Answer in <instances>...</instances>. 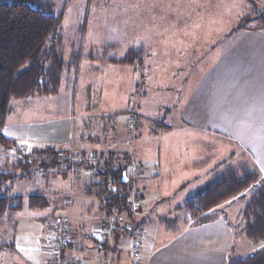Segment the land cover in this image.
<instances>
[{
	"label": "rangeland",
	"instance_id": "1",
	"mask_svg": "<svg viewBox=\"0 0 264 264\" xmlns=\"http://www.w3.org/2000/svg\"><path fill=\"white\" fill-rule=\"evenodd\" d=\"M50 1L54 3L57 14L63 13L60 32L64 37L65 65L67 66L71 61L72 54L78 53L81 56L79 63L81 68L78 67L77 71L73 70L65 74V83H62L60 95L56 98L12 101L7 118L8 125H16L20 132H23L26 127L35 132L41 130L43 126H50L48 134L50 139L70 140V144L73 142L74 125L75 141L69 146L72 157L62 155L61 158L71 164H92L90 168L85 165L82 167L93 176V184L101 181V177L96 176L94 169L96 163L104 164L112 160L113 164L119 165L128 161L131 163V177L135 181L132 192L134 201L143 199L141 188H136V181L144 176L145 171L142 169L147 160L160 172L159 179L155 180L154 185L151 184L149 190L150 203L162 197V194L173 192L186 182L194 181L187 190L173 195L174 199L169 200L165 206L166 209L182 206L189 196L208 185L204 179H196L205 176L199 175L202 169L186 167L202 158L208 151L204 146L205 139H212L215 147L221 146L222 151L219 156L222 163H234L235 167L245 165L252 170L256 168L255 164H248L247 160L242 159L243 152L236 147V144L234 146L232 141L225 143L219 136H208L193 129L179 128L167 131L171 129L166 127L174 128L173 123L180 109L178 107L175 111L172 108L175 104L185 102L191 97L192 89L203 76L199 66L202 65L204 68L213 66L214 59L221 52L218 46L221 41L232 35L231 31L242 18L263 14L264 0H255L256 5L247 0ZM249 26L260 27L262 21H253ZM130 49L144 51L143 64L131 68H119L123 69L121 71H102L101 74L99 71L93 75L94 71L92 72L89 68L91 64L87 60L90 53L105 62L102 60L104 55V57L122 58ZM206 59L207 62L204 63ZM88 68L89 71H86ZM80 76L83 78L80 83L84 80L91 81L90 94L92 95L97 90L96 85L101 82L104 90L108 92L106 98L102 100L93 97L88 104L80 106L77 103L73 104L72 81ZM70 81L71 84L68 86ZM108 114L111 115L107 116ZM131 115L136 118L137 127L129 135L128 122ZM52 124L60 125L58 131L50 130L53 129ZM140 126L142 138L140 142H136ZM5 134L9 137L6 131ZM18 146L21 148V153L16 150H5L0 146V169L15 172L14 167L16 163L24 161V154L30 156L33 151L46 147L34 149L30 146L28 148L24 143H18ZM55 146L59 148L65 145L56 144ZM233 152L232 155L236 157L232 160ZM143 153H148L149 158L139 159V155ZM31 170L30 175L34 176L35 170L29 171ZM30 175L23 182H21L22 179L16 180L13 187H18L23 193L32 192L35 185L29 178ZM193 177L196 178L191 180ZM52 178H58L60 181L61 186L60 183L54 182L52 187L60 186L61 195L71 190L69 175L55 174L51 177V174L46 173L42 179L51 186ZM261 178H264L262 173ZM155 192L158 195H155ZM68 197L64 195L62 200ZM72 197L74 201L71 199L73 204L69 208L70 211L72 209L73 215L76 216L83 214L88 220L86 210L91 209L92 206L97 207L96 201L90 200L93 204L90 207L89 199L84 201L80 196L76 199L75 196ZM246 203L247 199L238 200L234 202L230 211L226 209L228 213L220 211L225 214L222 217L231 226L230 244L225 247L229 262L245 258L264 247L263 242L248 240L242 231L244 227L242 212ZM151 209L148 210L149 213L144 214L145 209L141 206V213L136 211L135 216L137 219L144 218L145 223L150 219L154 220L156 206H152ZM95 210L97 209L92 208V211ZM100 216L102 214L97 212L92 220ZM160 217L170 219L178 217L182 222L188 219L184 210L181 213L177 212L174 216L171 210L165 215L160 212ZM189 219L191 220L190 217ZM140 226L141 224L134 225L135 230L137 231ZM110 227L113 231L114 225ZM18 235L16 233L17 237ZM37 236L34 234L33 239H29V246L31 254L39 263L43 254L42 247L45 244L39 246ZM16 242H20V239H16ZM124 242H126L125 256L133 258L131 238H125ZM1 252L3 251H0V255L6 256L5 252ZM6 252L11 254L10 251ZM15 257L18 263L22 261L21 256L15 254H11L8 258L13 260ZM43 258L47 257L43 256Z\"/></svg>",
	"mask_w": 264,
	"mask_h": 264
},
{
	"label": "crops",
	"instance_id": "2",
	"mask_svg": "<svg viewBox=\"0 0 264 264\" xmlns=\"http://www.w3.org/2000/svg\"><path fill=\"white\" fill-rule=\"evenodd\" d=\"M218 46L221 48V52L214 59L213 66L207 68L202 67V65L199 66L203 76L198 80L196 87L192 89L191 97L185 102L175 104L172 108L176 111L179 107L180 112L173 123L174 128L166 127V129H171L167 131L178 130L179 128L182 130L193 129L208 136H219L225 143L232 141L233 145L236 144L237 146H234L243 152L242 159L247 160L248 164H255L254 166L264 174V29L240 30L225 37ZM206 62L207 59L204 60V63ZM90 64L89 68L92 72L94 71L93 75L99 71L101 74L102 71H121L123 69L119 68L130 67L115 66L102 61H90ZM79 67L81 68V64ZM89 68L86 71H89ZM81 79L83 78L80 76V78L72 81L74 85L72 90L73 104L77 103L79 106L88 104L93 97L102 100L104 97L106 98L108 92L104 90L101 82L96 85L97 90L92 95L90 94L91 81L84 80L80 83ZM70 84L71 81L68 82V86ZM56 125L52 124L53 129L50 130L58 131L60 125ZM49 128L50 126H43L41 130L34 132L31 128L26 127L23 132H20L16 125L6 123L4 132L6 131L9 138L15 139L19 144L24 143L28 148L31 146L35 149V147L55 146L57 144L65 145L59 147L65 149L66 146L69 148L74 144V125L72 144H70V140L50 139L48 137ZM140 138H142L141 126L136 142H140ZM211 140L205 139V142L203 141L208 150L204 156L186 166L202 169L199 175H205L207 178L205 176L193 177L191 180L195 178L197 180L204 179L209 184L228 169L239 170V167L245 166L235 167L234 163H222L221 156H219L222 151L221 146L215 147V143ZM29 142L30 144H27ZM216 154L218 155L216 156ZM235 157L232 155V160ZM144 158H149V154L139 155V159ZM204 161L206 163H203ZM153 166L147 160L142 169L145 171L144 176L136 181V188H141L144 214L149 213L148 210L152 206H156L154 220L150 219L146 223L143 222L145 221L144 218L143 221L141 220V228L144 229L141 236L137 234L139 231H136L135 228L131 232L123 233V226L117 225L116 218L106 215V212L102 210L101 203L88 193L89 186L93 185V176L83 170L82 166L75 168L74 171L71 170L68 174L71 178V190L62 195L60 193L61 183L58 178H52L50 186L47 181L42 179L44 175L36 170L34 176L30 175L29 177L35 185L32 191H40L48 199L49 206L44 209L33 210L25 202L13 219L5 217L0 220V241H2L0 251L6 254V256L0 255V264H37L38 262L31 254L29 246V239H33L34 234L38 235L39 246L45 244L42 247L43 254L38 264H50L51 224L64 216L68 218L71 226L72 249H70V253L84 259L86 264H229L225 247L230 244L231 226L228 222V224L226 223L225 218L222 217L225 214L220 213V211L228 213L226 209L230 211L237 200L227 202L215 209L212 213L217 216V219L211 223L193 226V220H190L188 215L186 222L174 217L178 220L177 226L173 230L168 229L161 222L160 212L165 215L171 210L173 216L177 212L181 213L182 211H176L178 206L173 207V209L169 207V210L165 206L169 200L174 199L173 195L179 191L187 190L194 181L186 182L180 188L162 194V197H158L156 200L153 198L155 201L150 203L151 193L149 194V190L151 184L154 185L155 180L159 179L160 175V172ZM153 173L155 174L152 175ZM54 176L51 174V177ZM54 182L60 183V186L52 187ZM13 185L14 183L9 185L10 196L27 195ZM155 190L157 189L155 188ZM64 195L69 197L62 200ZM155 195L158 193L155 192ZM72 196H75V199L80 196L84 201L89 199L90 207L93 205L90 200L96 201L97 207L92 206L91 209L86 210L88 220L83 214L76 216L73 215L72 209L70 211L69 208L73 204L71 199L74 201ZM92 208L97 210L92 211ZM97 212L102 216L96 217L93 221V215ZM104 223L114 225V233L106 238H103L99 232ZM16 233L19 234L18 237ZM127 237H130L133 243V258L126 257L124 253L126 247L124 240ZM18 238L20 242H16ZM136 244H138L137 250L134 248ZM6 251L21 256L22 261L18 263L16 257L13 260L9 259L11 254ZM43 256L47 258L44 259Z\"/></svg>",
	"mask_w": 264,
	"mask_h": 264
},
{
	"label": "trees",
	"instance_id": "3",
	"mask_svg": "<svg viewBox=\"0 0 264 264\" xmlns=\"http://www.w3.org/2000/svg\"><path fill=\"white\" fill-rule=\"evenodd\" d=\"M247 1L256 5L255 0ZM257 20L262 21V26L251 28L250 23ZM62 21L63 13L57 14L50 0H0V146L5 150L21 153L17 141L4 132L12 101L58 96L65 76L78 70L81 60L78 53L72 54L71 61L65 65L64 37L60 32ZM258 29H264V13L242 18L231 32ZM143 55V50L130 49L122 58L104 55L102 60L115 66L133 67L143 64ZM87 60L101 61L93 53ZM62 155L72 157L71 150L46 146L33 151L30 156L24 154V161L16 163L15 172L0 169V220L5 217L13 219L25 202L33 210L49 206L48 199L37 190L25 196H10L9 185L28 177L32 173L30 169L39 170L42 175L56 173L67 176L75 167L85 165L71 164L62 159ZM85 166L90 168L93 165L87 163ZM94 169L101 181L90 185L88 193L101 203L106 215L116 218L117 225L123 226V233L130 232L134 225L142 224L143 218L135 216L136 211L141 210L142 201L132 200L135 181L131 177V163L115 165L111 160L104 164L96 163ZM242 199H247L242 212V231L248 240L264 243V178L257 168L251 170L242 166L239 170L228 169L189 196L176 211L184 210L193 220V226H201L217 219L212 213L215 209ZM136 202L139 204L137 209ZM161 222L173 230L178 220L162 217ZM108 227L111 232L106 234ZM99 232L106 238L114 233V229L112 231L110 224L104 223ZM229 264H264V247Z\"/></svg>",
	"mask_w": 264,
	"mask_h": 264
},
{
	"label": "built area",
	"instance_id": "4",
	"mask_svg": "<svg viewBox=\"0 0 264 264\" xmlns=\"http://www.w3.org/2000/svg\"><path fill=\"white\" fill-rule=\"evenodd\" d=\"M136 119L133 115L129 116L128 131L129 135L136 130ZM139 204L136 202L135 206ZM52 236L49 242L50 245V263L51 264H86L83 259H80L70 253L72 249V239H71V226L67 217H61L56 219L51 224ZM111 229L108 227L106 234H109ZM144 233L141 229L139 236ZM135 250L138 249V245H135ZM137 252L135 253V255Z\"/></svg>",
	"mask_w": 264,
	"mask_h": 264
}]
</instances>
